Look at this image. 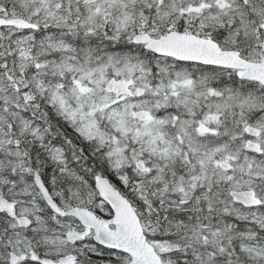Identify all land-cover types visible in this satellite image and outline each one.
<instances>
[{
    "label": "snow or ice",
    "instance_id": "obj_1",
    "mask_svg": "<svg viewBox=\"0 0 264 264\" xmlns=\"http://www.w3.org/2000/svg\"><path fill=\"white\" fill-rule=\"evenodd\" d=\"M0 264H264V0H0Z\"/></svg>",
    "mask_w": 264,
    "mask_h": 264
}]
</instances>
